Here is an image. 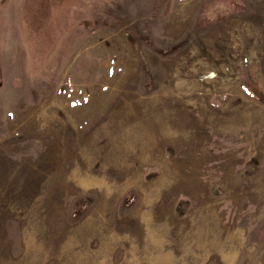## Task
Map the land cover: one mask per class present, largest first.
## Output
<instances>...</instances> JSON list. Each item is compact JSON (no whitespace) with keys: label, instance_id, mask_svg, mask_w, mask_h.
<instances>
[{"label":"rangeland","instance_id":"rangeland-1","mask_svg":"<svg viewBox=\"0 0 264 264\" xmlns=\"http://www.w3.org/2000/svg\"><path fill=\"white\" fill-rule=\"evenodd\" d=\"M0 264H264V0H0Z\"/></svg>","mask_w":264,"mask_h":264}]
</instances>
